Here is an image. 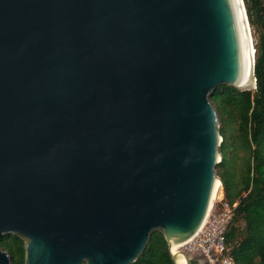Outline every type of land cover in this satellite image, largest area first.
I'll use <instances>...</instances> for the list:
<instances>
[{"label": "water", "instance_id": "water-1", "mask_svg": "<svg viewBox=\"0 0 264 264\" xmlns=\"http://www.w3.org/2000/svg\"><path fill=\"white\" fill-rule=\"evenodd\" d=\"M239 20L236 0H0V238L23 264H132L155 231L200 262L171 249L220 184L208 96L255 89Z\"/></svg>", "mask_w": 264, "mask_h": 264}, {"label": "trees", "instance_id": "trees-1", "mask_svg": "<svg viewBox=\"0 0 264 264\" xmlns=\"http://www.w3.org/2000/svg\"><path fill=\"white\" fill-rule=\"evenodd\" d=\"M248 26L257 32L253 76L255 89L219 86L208 96L220 123V161L215 174L222 199L236 203L226 242L234 264H264V0H242ZM220 196V191H219ZM239 223H241L239 225ZM10 264H23V242L15 235L0 238ZM132 264H172L165 243L153 232ZM195 264V263H192Z\"/></svg>", "mask_w": 264, "mask_h": 264}, {"label": "built area", "instance_id": "built-area-1", "mask_svg": "<svg viewBox=\"0 0 264 264\" xmlns=\"http://www.w3.org/2000/svg\"><path fill=\"white\" fill-rule=\"evenodd\" d=\"M235 207L236 203L228 204L218 197L213 199L209 213L197 233L172 254L201 257L196 264H234L228 254L226 234L234 217ZM181 259L182 264H186ZM176 264L180 263L177 261Z\"/></svg>", "mask_w": 264, "mask_h": 264}, {"label": "bare ground", "instance_id": "bare-ground-1", "mask_svg": "<svg viewBox=\"0 0 264 264\" xmlns=\"http://www.w3.org/2000/svg\"><path fill=\"white\" fill-rule=\"evenodd\" d=\"M236 1H237V5H238V10H239L240 30H241V35H242V39H241L242 40V49H243V53H242V56H243L242 74H243L244 79H245L244 81L248 82L250 80L252 59H254L253 44H252V38H251V33H250V30H249V26H248V34H247V30H246L245 23H244V20H243L242 10L240 9L239 0H236ZM219 189H220V184L216 181L215 184H214V187H213L212 196H211V200H210V205H209V208L207 210L206 216L209 213V210H210V207L212 205L213 199H215L216 196L219 197V192H218ZM206 216H205V218H206ZM180 246L181 245L176 246V247L174 246L171 249V253H174L176 251V249L179 248ZM178 263H180V264L183 263L181 258L178 259Z\"/></svg>", "mask_w": 264, "mask_h": 264}, {"label": "rangeland", "instance_id": "rangeland-1", "mask_svg": "<svg viewBox=\"0 0 264 264\" xmlns=\"http://www.w3.org/2000/svg\"><path fill=\"white\" fill-rule=\"evenodd\" d=\"M249 30H250V33H251L252 44H253V49H254V53H255V47H256V41H257V32H256V30H255L253 27H251V26H249ZM217 119H218V129H219V128H224V130H225V128H226V122L223 121V123H222V122L220 123V121H219V117H218V116H217ZM219 191H220V196H219V197L216 196V198H217V197H218V198H222V196H223L221 186H220ZM219 191H218V192H219ZM240 224H241V223H239V225H240ZM241 225H242V224H241Z\"/></svg>", "mask_w": 264, "mask_h": 264}]
</instances>
